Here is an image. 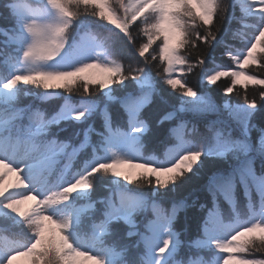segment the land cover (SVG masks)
<instances>
[{
	"label": "snow or ice",
	"instance_id": "1",
	"mask_svg": "<svg viewBox=\"0 0 264 264\" xmlns=\"http://www.w3.org/2000/svg\"><path fill=\"white\" fill-rule=\"evenodd\" d=\"M89 17L107 31L93 29ZM118 37L131 59L117 50ZM248 65L255 69L245 71ZM190 73L200 85L189 83ZM221 77L231 81L222 96L244 82L239 102L213 100ZM248 82L259 86L251 96ZM28 86L44 90L36 94L41 101L56 90L80 100L64 97L49 114L21 106V97L33 95ZM154 101L165 109L155 120L145 114ZM258 113L264 116V0H3L0 264L20 257L27 264H264ZM207 114L223 118L202 131L195 121ZM69 126L75 143L61 137ZM161 135L171 145L163 157L146 155V143ZM221 161L203 185L211 207L196 196L169 198ZM98 189L105 194L94 197ZM193 208L204 215L198 235L186 239L187 222L176 225Z\"/></svg>",
	"mask_w": 264,
	"mask_h": 264
},
{
	"label": "trees",
	"instance_id": "2",
	"mask_svg": "<svg viewBox=\"0 0 264 264\" xmlns=\"http://www.w3.org/2000/svg\"><path fill=\"white\" fill-rule=\"evenodd\" d=\"M0 3H3V0H0ZM192 7L195 10L194 4L192 5ZM236 12L238 15L239 10L237 9ZM85 22L97 31H100V32H106L107 31V25H104L100 21L91 20V18L89 17V18H86ZM234 27L235 26H233V30H234ZM157 43H159V41H157ZM116 46H117V50L122 55H125L127 58L131 59V50L127 47V45L123 41L122 37L117 38ZM155 46L156 45L154 44L153 47H155ZM217 51L219 52V49H217ZM220 60H221V57L218 55L217 56V62L219 63ZM254 69H255L254 65H248V66H246L245 71L251 72ZM199 71H200L199 69H194V73L199 72ZM194 73L188 74L187 79H188L189 83L192 85H200L201 81ZM230 83H231V81L228 77H221L220 80L217 82V84L212 86V90L209 93L212 96L213 100L216 101L217 103L221 104V106H222L223 100H231L233 103L239 102L240 98L237 97L235 95V93L237 91H239V92L245 91V89L242 86L244 82L242 81L241 83H239L235 86L232 94H229L228 96H222L223 87L230 84ZM258 88H259L258 85H253L251 82H248L247 91H248L249 96H251L253 90L258 89ZM199 90L204 91L203 88H199ZM28 91L31 92L33 95L21 97V101H20L21 106L30 105V104L35 105L39 108V110L44 111V112L49 113V114H51V113H53L59 109V107L64 103V99H63L64 97H70V101L73 104H77L80 100V97L78 95L69 94V93L65 92L64 90H56L60 93L59 95H54L51 99H49L47 101H41V100L37 99L36 94L42 93L44 91L43 89H38L35 86H28ZM120 94L123 95V93H120ZM175 102L176 101L174 99L171 101V103H173V104ZM164 110L165 109L163 106H160L158 104V102L154 101V103L152 105H150L145 110V114L151 116V118L153 120H155L159 117V115L162 114V112ZM110 111H111L116 123L120 124L123 127L124 122L122 119H120V117L122 116V110L119 108V105L118 104L110 105ZM218 118H223V116L218 115V114H207L204 118H197V120L195 122H197L199 128L202 131H204L205 130V128H204L205 123H207L208 121H211V120H216ZM92 122L94 124V127H96L97 130H99V128L101 127L100 118L97 116L96 118H94V120ZM255 122L260 123V124H264V116H261V114L258 113ZM73 131H74V129L71 126H69L68 130L66 132L61 133V137L65 138V139L73 140V136H72ZM162 141H163L162 135L149 140L146 143V149H147L146 155H148V156L158 155L162 158L164 155V152L166 150V147L171 146V145H166ZM73 142L75 143V140H73ZM33 162L37 163L39 165V158H37V160H35ZM223 166H224V164L222 161L221 162H210L209 164H206L205 169H204V173H202L200 178L192 179L188 183L180 186L176 190V192L169 193V198H175V199L179 200V199H182L186 196H188L189 198H191L192 196H196L199 198L198 204L199 203H205L207 207H211L210 197H208L207 193L203 190V185H204L205 180H206V173L208 171L216 170L217 168L223 167ZM257 171H259V162H257ZM133 190L138 191V192H144L146 194L148 193V190L143 189V188H134ZM193 190H195V191H193ZM103 194H105L103 192V189H98L97 193L94 194V197H97V196H100ZM235 195H236L237 200L239 201L241 209L243 210L244 204L246 202L243 191L240 189V192L236 191ZM218 206L220 207L221 211L225 214V216L230 215V206L226 201L223 200V198L219 199ZM203 215H204V213L198 212L195 208L187 210L186 215H185V213L182 212L179 215L178 223H177L176 227H177V229H180V228L184 227L185 223L187 222L188 231L184 232L183 236L186 239L195 238L198 235V228H199V225H200V222H201ZM138 223H140V224L146 223V218L140 217L138 219ZM16 262H19V260ZM16 262L15 263L13 262V264H16Z\"/></svg>",
	"mask_w": 264,
	"mask_h": 264
},
{
	"label": "rangeland",
	"instance_id": "3",
	"mask_svg": "<svg viewBox=\"0 0 264 264\" xmlns=\"http://www.w3.org/2000/svg\"><path fill=\"white\" fill-rule=\"evenodd\" d=\"M14 179H15V177L12 176V175H10V176L7 178V183H8V184H11L12 181H14ZM29 204H31V201H29L26 205H24V207H27ZM19 263H20V264H26V263H27V259L24 258V257H20V262H19ZM19 263H18V264H19Z\"/></svg>",
	"mask_w": 264,
	"mask_h": 264
}]
</instances>
